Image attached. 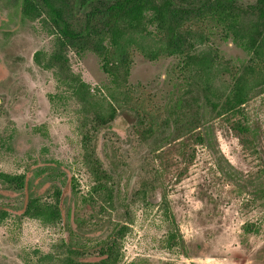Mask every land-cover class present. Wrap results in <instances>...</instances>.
<instances>
[{
  "label": "trees",
  "instance_id": "obj_1",
  "mask_svg": "<svg viewBox=\"0 0 264 264\" xmlns=\"http://www.w3.org/2000/svg\"><path fill=\"white\" fill-rule=\"evenodd\" d=\"M16 6L22 18L39 21L51 36L50 50L36 51L33 60L54 77L50 104L77 105L79 158L90 184L81 191L71 168L53 161L35 173L30 167L0 171V223L14 215L61 224L67 231L61 264H119L131 208L158 193L165 247L183 249L169 189L187 173L200 147L211 152L214 177L246 192L248 201L264 210V0H16ZM221 42H232L246 58L224 64ZM70 52L93 53L107 82L92 87L83 80L72 69ZM136 55L175 61L162 103L144 106L138 97L143 87L129 83ZM117 114L129 121V132L143 149L133 189L117 134L103 135L106 166L95 153L98 131ZM217 129L232 133L259 159L252 175L225 158ZM41 185L42 193L36 190ZM13 193L22 196L18 206L4 200ZM263 224L264 217L242 229L258 234ZM44 258L49 256L37 257L39 264Z\"/></svg>",
  "mask_w": 264,
  "mask_h": 264
},
{
  "label": "rangeland",
  "instance_id": "obj_2",
  "mask_svg": "<svg viewBox=\"0 0 264 264\" xmlns=\"http://www.w3.org/2000/svg\"><path fill=\"white\" fill-rule=\"evenodd\" d=\"M50 40L39 21L21 17L16 0H0V171L22 173L30 167L35 173L49 162H59L63 169L71 168L77 187L84 192L90 179L80 164L77 105L50 104L48 94L55 91L54 77L33 60L36 51L50 50ZM218 48L223 63L229 66L246 58L232 42H221ZM69 61L92 87L107 82L93 53L70 52ZM174 62L172 58L149 61L136 55L128 81L143 87L138 97L145 100L144 106L162 103L175 77ZM129 126V121L117 114L98 131L94 146L106 166L103 135L108 131L120 137L117 141L130 163L129 187L133 189L143 149L133 140ZM216 138L225 158L245 176L258 169L259 159L247 154L232 133L217 129ZM214 169L211 152L200 147L187 173L171 181V207L184 248L165 247L157 193L135 203L125 219L128 229L120 243L119 264H264V224L258 234L242 229L244 223L263 218L264 210L251 204L246 192L238 193L232 183L214 177ZM36 190L42 193L44 186ZM21 199L20 193L4 198L17 206ZM13 216L0 223V264H39L37 257L41 255L49 256L43 264H61L66 228L28 217L20 221Z\"/></svg>",
  "mask_w": 264,
  "mask_h": 264
}]
</instances>
